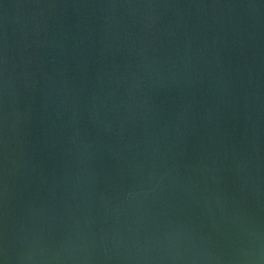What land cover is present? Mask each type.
<instances>
[{
	"label": "water",
	"instance_id": "obj_1",
	"mask_svg": "<svg viewBox=\"0 0 264 264\" xmlns=\"http://www.w3.org/2000/svg\"><path fill=\"white\" fill-rule=\"evenodd\" d=\"M0 264H264V0H0Z\"/></svg>",
	"mask_w": 264,
	"mask_h": 264
}]
</instances>
